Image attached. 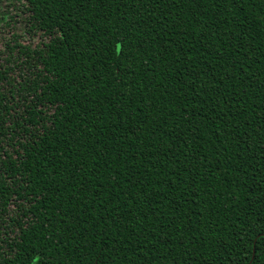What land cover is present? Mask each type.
I'll return each instance as SVG.
<instances>
[{"label": "trees", "instance_id": "trees-1", "mask_svg": "<svg viewBox=\"0 0 264 264\" xmlns=\"http://www.w3.org/2000/svg\"><path fill=\"white\" fill-rule=\"evenodd\" d=\"M12 10L0 264H264V0Z\"/></svg>", "mask_w": 264, "mask_h": 264}, {"label": "rangeland", "instance_id": "rangeland-1", "mask_svg": "<svg viewBox=\"0 0 264 264\" xmlns=\"http://www.w3.org/2000/svg\"><path fill=\"white\" fill-rule=\"evenodd\" d=\"M13 15L14 21L9 22L7 25L5 21L0 22V52L2 53L4 50V44L8 43L9 47L14 46L18 42L22 45H27L30 48L39 44V35L37 33H27L24 29V26L21 22V14L19 11L15 12L12 10L10 12ZM22 24V25H21ZM12 56H16V50L11 52ZM0 63L2 60L0 59ZM17 66V67H16ZM11 67H14L12 74L16 75L19 69L23 70V65H17V63L11 64ZM16 209L14 206L10 207V216L15 217Z\"/></svg>", "mask_w": 264, "mask_h": 264}, {"label": "water", "instance_id": "water-1", "mask_svg": "<svg viewBox=\"0 0 264 264\" xmlns=\"http://www.w3.org/2000/svg\"><path fill=\"white\" fill-rule=\"evenodd\" d=\"M253 253H254V248H253Z\"/></svg>", "mask_w": 264, "mask_h": 264}]
</instances>
